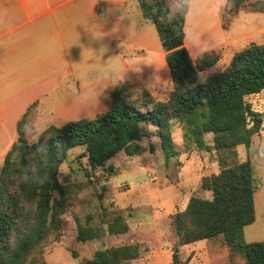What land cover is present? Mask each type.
I'll return each mask as SVG.
<instances>
[{
    "label": "trees",
    "instance_id": "1",
    "mask_svg": "<svg viewBox=\"0 0 264 264\" xmlns=\"http://www.w3.org/2000/svg\"><path fill=\"white\" fill-rule=\"evenodd\" d=\"M247 0H233L223 13L228 27ZM145 20L159 33L172 73L174 91L167 101H158L142 85L119 83L111 93V109L95 119L71 121L63 127L51 126L38 140L25 137L27 113L18 123V141L0 168V264H47L45 243L62 227V216L72 208L60 181L62 166L71 150L85 148L84 157L93 169L104 168L121 152L139 156L141 141L147 136L143 124L156 128L167 165L179 156L170 139V129L178 120L184 129L186 149H207L205 135H214V150L226 154L219 162V173L202 178L200 189L210 199L192 196L187 208L175 215L173 228L179 245L223 238L234 254L246 264H264V242L247 243L244 229L256 221L255 170L250 160L243 161L238 148L250 150L254 137L261 134L262 119L247 102L264 91V45L252 44L237 53L224 70L205 78L202 74L216 65V52H206L194 61L177 35L162 20L166 0H139ZM264 11V2L252 5ZM113 171V167H109ZM59 193L60 198L55 194ZM76 219L82 242L102 236L100 226H92L93 217ZM121 218L109 225L110 235L128 232ZM139 246H122L98 251L95 264H127L139 259ZM181 261L173 254L172 264Z\"/></svg>",
    "mask_w": 264,
    "mask_h": 264
},
{
    "label": "crops",
    "instance_id": "2",
    "mask_svg": "<svg viewBox=\"0 0 264 264\" xmlns=\"http://www.w3.org/2000/svg\"><path fill=\"white\" fill-rule=\"evenodd\" d=\"M260 2L247 0L228 27L223 14L206 27L201 40L211 41L220 60L202 74L205 78L224 71L252 44L264 45V11L252 7ZM185 46L196 61L199 53L186 39ZM121 82L142 85L158 101L174 91L158 30L144 19L139 0H0V153L34 104L47 108L46 123L56 127L95 119L111 109V93ZM150 130L146 138L153 142L159 137ZM112 178L108 183L115 189ZM257 187L256 221L244 229L250 243L264 242V183ZM175 202L166 203L175 208ZM210 241L185 245L181 253L194 254L199 243ZM226 254L231 255L228 248Z\"/></svg>",
    "mask_w": 264,
    "mask_h": 264
},
{
    "label": "rangeland",
    "instance_id": "3",
    "mask_svg": "<svg viewBox=\"0 0 264 264\" xmlns=\"http://www.w3.org/2000/svg\"><path fill=\"white\" fill-rule=\"evenodd\" d=\"M247 102L262 119V131L253 138L249 151L241 146L238 152L243 161L252 162L258 185L259 182L264 183V91L249 97ZM48 114L47 108L42 109L39 104H34L28 110L25 137L29 143L36 142L45 130L54 126L46 123ZM142 127L148 132L152 129V125L143 124ZM173 127L179 141L176 143L179 156L172 158L168 165L159 138L153 142L152 138H143V151L139 156L130 157L126 152H121L104 168L91 167L83 156L85 148L70 151L68 160L61 168L60 181L72 202V208L62 216L60 231L44 245L43 257L47 264H95L98 251L130 245L139 246L141 256L127 264H172L176 251L183 263L190 259V264L195 255H200L196 264H246L240 254L227 256L226 248L231 254L232 251L222 237L206 245L199 243L194 254L192 250L181 253L183 246L179 245L173 228L174 217L187 208L186 204L192 196L212 197L211 193L200 189L201 180L219 173V162L226 153L214 150L212 133L205 135L207 149H186L182 124L176 120ZM18 138L17 125L16 137L9 139L8 148L0 153V168L4 166L5 158ZM110 166L114 168L113 171H110ZM134 167L139 171L132 172ZM110 178L118 185L115 189H111L108 183ZM55 196L61 197L59 193ZM175 198V208L170 209L166 202ZM163 199L165 201L162 202ZM88 216L93 217L92 226L101 227L102 236L94 241L82 242L78 237L76 219L84 223ZM117 218H121L129 229L126 234L113 236L109 234L108 227Z\"/></svg>",
    "mask_w": 264,
    "mask_h": 264
},
{
    "label": "clouds",
    "instance_id": "4",
    "mask_svg": "<svg viewBox=\"0 0 264 264\" xmlns=\"http://www.w3.org/2000/svg\"><path fill=\"white\" fill-rule=\"evenodd\" d=\"M232 6L233 0H166L163 9L153 11L162 13L163 22L189 42L191 49L199 53L198 59L205 52H211V41L201 40L202 35L207 34L206 27ZM152 129L156 128L152 126ZM170 139L173 143H179L175 127L170 129Z\"/></svg>",
    "mask_w": 264,
    "mask_h": 264
}]
</instances>
